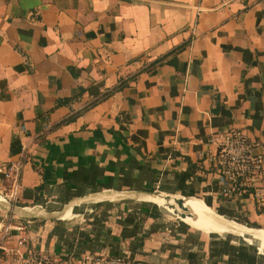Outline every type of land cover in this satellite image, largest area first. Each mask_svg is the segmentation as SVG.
<instances>
[{"label":"crops","instance_id":"0c3cea01","mask_svg":"<svg viewBox=\"0 0 264 264\" xmlns=\"http://www.w3.org/2000/svg\"><path fill=\"white\" fill-rule=\"evenodd\" d=\"M232 127L264 147V0H0V164L21 163L16 199L6 197L2 172L0 199L67 208L63 218L0 208V226L30 220V241L44 252L264 264V229L254 235L262 244L223 243L197 229L226 230L215 218H183L187 224L151 198L81 201L153 190L264 228V207L250 193L219 194L203 157L215 148L206 139ZM0 264H10L2 247Z\"/></svg>","mask_w":264,"mask_h":264},{"label":"built area","instance_id":"2783aa9c","mask_svg":"<svg viewBox=\"0 0 264 264\" xmlns=\"http://www.w3.org/2000/svg\"><path fill=\"white\" fill-rule=\"evenodd\" d=\"M201 10L198 5L192 34L196 33ZM206 141L215 144V148L203 153V157L214 166L218 193L227 198L250 193L258 207H264V147L261 141L240 127L211 134ZM0 172L10 182L6 197L16 199L21 187V163L0 164ZM29 221L13 223L9 220L0 226V247L4 248L10 264H146L123 253L89 252L79 259L55 257L31 243ZM11 239L15 244H8Z\"/></svg>","mask_w":264,"mask_h":264},{"label":"water","instance_id":"95a60500","mask_svg":"<svg viewBox=\"0 0 264 264\" xmlns=\"http://www.w3.org/2000/svg\"><path fill=\"white\" fill-rule=\"evenodd\" d=\"M163 196L168 202L169 206L175 207L176 205H178L179 207L186 209L185 206V198L186 195H173V194H168V193H164V192H157V191H133V192H126V191H122V192H116V191H111V192H103V193H99V194H95L92 197H88V198H84L83 202H89V201H107V200H115V199H123V198H130V197H145V198H151L153 200H155L153 197L155 196ZM190 196V195H189ZM94 197V198H93ZM0 208L5 209L7 211H9L12 214H15L17 216H23V217H53V218H63L67 208L61 209V210H57V211H48L45 210L41 207H37V206H21V205H17L14 203H10L8 201L2 200L0 199ZM215 211L217 214L229 218L231 220L237 221L239 223H241L243 226L247 227L248 230L246 231H251L249 229H264L263 227L257 225V224H249V223H244L242 221H239L236 218H233L229 215L220 213L218 211H216L215 209L213 210ZM181 219V218H180ZM182 220V219H181ZM183 221V220H182ZM185 223H187L186 221H183ZM188 224V223H187ZM190 225V224H189ZM194 227V226H193ZM197 228V227H195ZM201 231L204 232H208V233H213V234H228V233H233L236 232L233 229H226V230H203L200 228H197Z\"/></svg>","mask_w":264,"mask_h":264},{"label":"bare ground","instance_id":"6f19581e","mask_svg":"<svg viewBox=\"0 0 264 264\" xmlns=\"http://www.w3.org/2000/svg\"><path fill=\"white\" fill-rule=\"evenodd\" d=\"M153 198L159 204L164 205V209L166 211H169V212H171L173 214H176L177 216L180 215L182 218H187V217H200V218H203V219H206V220H209L210 219V220H213V221H214V218H215V221L220 222L226 229L227 228L228 229H233L236 232H238V233H233L234 236L237 237L238 234H239V235H242L243 238H245V239H247L249 241L257 240V242L259 241L261 243V238L260 237H256L254 235H255V233L257 231H262L263 229H252L251 228V229H249L251 231H246V230H248L247 227L243 226L241 223H239L237 221L231 220L229 218H226V217H223V216L217 214L215 211H213L214 210L213 208H211L210 206H208L207 204H205V203H203L201 201L194 200V199H190L188 197L185 198V200H190V201L197 202L200 205V207H202L203 210H205L207 212L190 209L188 207V205H186V204H185L186 209H183V208L179 207L178 205H176L175 207L169 206L168 205V202L169 201H167L163 196H158L157 195V196H155ZM200 218H195V220L203 221ZM216 227L219 228V229L220 228L222 229V226H220L217 223H216ZM263 244H264V241H263Z\"/></svg>","mask_w":264,"mask_h":264},{"label":"rangeland","instance_id":"374dc122","mask_svg":"<svg viewBox=\"0 0 264 264\" xmlns=\"http://www.w3.org/2000/svg\"><path fill=\"white\" fill-rule=\"evenodd\" d=\"M200 197V196H199ZM162 206V205H161ZM163 207V206H162ZM211 207V206H210ZM212 208V207H211ZM165 210V209H164ZM166 211V210H165ZM166 214L167 215H170V216H173L176 220H185V219H183L180 215L179 216H177L176 214H173V213H171V212H169V211H166ZM181 218V219H180ZM233 218H236V219H238L239 221H242V222H244V223H249V224H252V222H250V221H248V220H245V219H242V218H239V217H237V216H235V217H233ZM204 221H206V222H210V221H207V220H204ZM211 223V222H210ZM212 224V223H211ZM191 225V224H190ZM213 225V224H212ZM191 226H193V225H191ZM195 227V226H194ZM223 228V227H222ZM206 233H208V232H206ZM233 233H238V232H233ZM233 233H228V234H225V233H223L222 232V236H219V241H221V242H223V243H226V242H238V243H244V244H247V245H253V244H255V243H253V242H251V241H249V240H247V239H245V238H243V236L242 235H239L238 234V236L236 237V236H234L233 235ZM264 250V249H263Z\"/></svg>","mask_w":264,"mask_h":264},{"label":"trees","instance_id":"16d2710c","mask_svg":"<svg viewBox=\"0 0 264 264\" xmlns=\"http://www.w3.org/2000/svg\"><path fill=\"white\" fill-rule=\"evenodd\" d=\"M185 44H181L180 46L176 47L173 49V51H177L179 49H181L182 47H184ZM155 61L154 62H151L149 65H147L145 68L148 69V68H151L153 65H154ZM137 76V73L133 74L132 76L126 78V79H122L117 85H115L114 87H112L111 89H108L107 91L101 93L100 95H98L94 100L91 101L90 105H93L94 103L98 102L99 100H101L102 98L106 97L107 95H109L110 93L114 92L115 90H119L121 88H123L124 86L128 85L130 80L132 79H135V77ZM75 117V114H71L69 115L65 121H68L72 118Z\"/></svg>","mask_w":264,"mask_h":264}]
</instances>
